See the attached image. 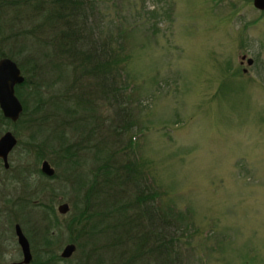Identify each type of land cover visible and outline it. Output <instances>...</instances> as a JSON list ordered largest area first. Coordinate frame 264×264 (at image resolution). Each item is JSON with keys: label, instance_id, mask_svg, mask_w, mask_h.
<instances>
[{"label": "rangeland", "instance_id": "rangeland-1", "mask_svg": "<svg viewBox=\"0 0 264 264\" xmlns=\"http://www.w3.org/2000/svg\"><path fill=\"white\" fill-rule=\"evenodd\" d=\"M100 1L101 30L110 27L116 38L115 25L120 23L132 31L128 69L135 86L129 89V95L133 97L131 107L136 109L131 131L123 133L120 140L125 142L138 127L146 128L138 152L156 183L166 190L164 201H174L180 210L191 209L196 231L186 248L188 259L192 264H203L199 261L202 256L207 261L204 264H264V13L254 8L252 0H224L218 7L212 6L211 0ZM7 17L13 18V12ZM97 20L88 19L87 28ZM26 23L18 22L15 30L22 25L29 27ZM29 23L32 26L35 20ZM23 44L18 42L17 46ZM242 54L253 58V64L247 65L246 60L240 63ZM227 57L230 71H239L237 81H220ZM243 68L247 69L245 73ZM231 86L235 91L229 93L227 88ZM59 87L57 82L50 90L52 95L59 93ZM102 116L112 119V109L102 110ZM3 128L0 135L6 130L14 132L13 125ZM16 130L23 143L9 156L11 170L19 167L35 188L45 189L36 203H49L50 188L58 192L54 203L58 213L60 203L70 204L68 196L74 195L76 184L64 179L66 168L59 163L56 167L49 162L56 178L35 174L34 169L40 168L44 159L38 161L35 147L25 144L29 130L22 124ZM111 131L110 147L114 143ZM27 148L32 151L26 153ZM93 149L81 170L94 167ZM46 153L58 162L50 149ZM0 164L1 178L6 173ZM18 190L13 183L0 185V250L4 251L0 264L20 259L12 236L17 221L8 216L9 198L23 197ZM69 213H58L59 222ZM24 220L32 222L31 226L28 222L21 224L31 239V248L41 253L44 239L34 237L38 222ZM60 229L52 232L46 244L58 254L69 243L65 226ZM79 255L77 248L68 260L57 264H77Z\"/></svg>", "mask_w": 264, "mask_h": 264}, {"label": "trees", "instance_id": "trees-1", "mask_svg": "<svg viewBox=\"0 0 264 264\" xmlns=\"http://www.w3.org/2000/svg\"><path fill=\"white\" fill-rule=\"evenodd\" d=\"M211 1L214 7L225 2ZM100 2L0 0V42L3 43L0 58L6 56L17 61L24 75V81L15 87L23 111L12 122L0 110V133L3 126L13 125L17 137L20 131L16 127L22 124V128L29 130V141L25 144L35 147L34 157L38 161L48 158L56 167L58 163L65 165L64 179L76 184L74 195L68 196L70 204L66 202L67 212H71L59 222L54 205L58 192L50 188L49 203H36L45 189L35 188L31 180L22 176L19 167L17 170L2 167L7 175L0 178V185L13 183L19 187L18 194L23 195L9 198L8 216L23 224L28 222L24 219L38 222L33 236L36 240L43 238L45 246L41 253L32 249L31 264H57L69 259L46 246L52 232H59L61 226L68 232V241L80 251L77 264H192L186 249L196 231L189 214L191 209L180 210L174 201H164L166 190L156 183L138 152L146 128L136 123L137 131L121 142L122 134L132 129L136 109H132L133 97L129 95V89L135 86L128 69L132 60L128 39L132 31L120 23V27L115 25L116 38L110 27L101 30ZM8 12H13L14 17H7ZM93 18L98 19L97 23L88 29L86 22ZM31 19L35 20L32 26ZM20 21H26L29 27L22 25L16 31L15 25ZM115 41L119 43L114 46ZM18 42L24 44L17 46ZM229 61L227 57L220 81L226 78L237 81L239 71H230ZM45 70L53 77H48ZM57 82L61 85L57 89L59 93L52 95L50 90L55 89ZM227 90L235 91L233 86ZM110 108L114 117L102 116V110ZM110 131L114 135V147L109 144ZM22 143L18 139L16 147ZM117 143L122 144L116 148ZM47 148L58 162L48 157ZM91 149L94 167L81 170ZM34 171L46 176L37 166ZM46 177L56 178L57 173ZM28 223L31 226L32 222ZM199 261L204 264L206 258L199 257Z\"/></svg>", "mask_w": 264, "mask_h": 264}, {"label": "water", "instance_id": "water-1", "mask_svg": "<svg viewBox=\"0 0 264 264\" xmlns=\"http://www.w3.org/2000/svg\"><path fill=\"white\" fill-rule=\"evenodd\" d=\"M253 6L264 12V0H252ZM241 59H245L247 65H252L253 58L246 57L245 54L241 55ZM246 70V69H245ZM244 70V71H245ZM24 81V75L21 72L17 62L10 57L0 58V110L3 116L12 122L17 121L23 111V104L15 93V87ZM18 142L17 137L11 130H6L0 135V159L4 168H9V156L14 150ZM40 170L46 176L54 174V168L50 165L49 161L44 159L41 162ZM69 209L66 202H62L57 206V210L61 214H65ZM15 234L17 235L18 242L23 251V259L19 263H28L31 260V252L28 239L24 235L19 224L14 227ZM74 243H67L62 248L60 256L62 258H70L75 251Z\"/></svg>", "mask_w": 264, "mask_h": 264}, {"label": "flooded vegetation", "instance_id": "flooded-vegetation-1", "mask_svg": "<svg viewBox=\"0 0 264 264\" xmlns=\"http://www.w3.org/2000/svg\"><path fill=\"white\" fill-rule=\"evenodd\" d=\"M243 55V54H242ZM245 60V59H244ZM243 59L240 61V63H243V61H244ZM243 70H245V68H243ZM0 163H2V161H1V159H0ZM2 165H3V163H2ZM4 167V166H3ZM10 167V166H9ZM16 224H19L20 225V227H21V229H22V226H21V224H23V223H20V222H15L14 224H13V237L15 236V243L17 244V247H18V252L20 253V259H18V260H16V261H11V262H9L8 264H12V263H19V262H21L22 261V259H23V251H22V249H21V246H20V244H19V242H18V239H17V235L15 234V230H14V227H15V225ZM22 231H23V229H22ZM23 233H24V235L26 236V238L28 239V242H29V246H30V252H31V260L28 262V263H23V264H31L32 263V260H33V252H32V248H31V243H30V240H29V238L27 237V235H26V233L23 231ZM5 238V237H4ZM7 239H5L4 241H6ZM3 241V240H2ZM1 242V241H0ZM2 244H4V242H2ZM1 253H4V251H2V250H0V254Z\"/></svg>", "mask_w": 264, "mask_h": 264}]
</instances>
